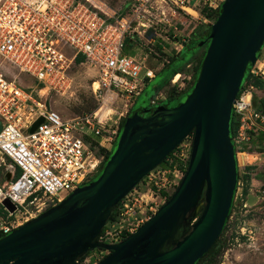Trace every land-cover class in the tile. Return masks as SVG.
<instances>
[{
    "label": "built area",
    "instance_id": "obj_1",
    "mask_svg": "<svg viewBox=\"0 0 264 264\" xmlns=\"http://www.w3.org/2000/svg\"><path fill=\"white\" fill-rule=\"evenodd\" d=\"M168 1L178 9L171 11V17H182L187 7L196 4L195 0ZM200 1L202 9L218 10L224 0ZM156 2L132 0L121 13L102 0H0V59L41 86L38 91L31 87L25 92L16 77L7 76L8 67L0 64V159L9 161L10 174L0 185V238L57 205L98 173L118 136L117 126L114 130L107 126L111 120L108 115L128 113L155 76L142 62L125 54L124 48L126 40L140 37L138 28H151L152 20L161 22L157 12L152 13ZM159 15L162 18L165 12L160 10ZM78 57L82 61L77 62ZM76 63L96 70L98 80L92 84V92L103 91L104 95L91 114L65 120L45 103L36 102L33 94L43 88L56 92L68 86L69 72ZM256 64L250 71L254 75L260 72ZM181 75L170 80L171 87L182 89L184 79L191 78ZM107 97L113 98L111 104ZM117 98H123V109H112ZM232 112L239 119L232 141L241 170L253 134L264 132V115L253 109L248 87L237 95ZM191 146L190 134L121 200L116 218L106 223L97 242L119 243L151 218L177 188L187 169ZM4 200L13 211L2 204ZM108 254V250L97 248L78 262L97 264Z\"/></svg>",
    "mask_w": 264,
    "mask_h": 264
},
{
    "label": "water",
    "instance_id": "obj_2",
    "mask_svg": "<svg viewBox=\"0 0 264 264\" xmlns=\"http://www.w3.org/2000/svg\"><path fill=\"white\" fill-rule=\"evenodd\" d=\"M210 30L186 99L173 108L150 99L143 110H152L149 116L126 117L99 176L1 237L0 264H80L97 248L109 251L97 264H195L212 246L235 194L230 118L246 67L256 64L264 42V0H224ZM190 134L187 169L166 202L121 242H97L121 200ZM2 204L13 211L8 200Z\"/></svg>",
    "mask_w": 264,
    "mask_h": 264
},
{
    "label": "rangeland",
    "instance_id": "obj_3",
    "mask_svg": "<svg viewBox=\"0 0 264 264\" xmlns=\"http://www.w3.org/2000/svg\"><path fill=\"white\" fill-rule=\"evenodd\" d=\"M102 1L108 3L114 10H117L121 13H124L127 10L129 4L132 3V0ZM195 1V7L192 5L190 6L191 10L193 11H189V14L182 16V18L176 16L171 17V11L173 9L178 11V9H176V7H174L170 1L164 0L161 2L160 0H157L156 4L153 3L152 5V13L153 11H156L157 20H161V22L156 23V20H152L151 28H138L137 30L140 31V37L136 36V38L132 40L131 44L125 45L124 51L129 55H139L141 52L145 53L146 57L143 61H141L142 65L145 69L148 68L154 73L156 72V77L145 84L143 91L140 93V96L135 101V105L133 107V110H139V115L142 117H147L150 115L152 110L149 112H143V110L146 109L150 104V99L156 96L155 93H157L159 87H161V81L164 80L171 68V66H166L163 68L164 64L166 63V56L171 54L174 55L173 52L181 50L182 45L186 44L181 40L184 39L187 42V40L191 37V32L194 31L195 27L201 24L209 25V23L212 22V19L203 17L199 12V10L202 9V1ZM197 1L199 2L198 5ZM160 10L165 12V16L162 18H160L159 15ZM203 28L205 29L206 27ZM153 37H155L154 41L151 39ZM157 44L160 45L158 47H160L162 53L160 50L158 51V47L156 46ZM199 44L200 41L193 44V48L186 50L182 57L174 61L173 66H180L186 60H191L193 53L199 49ZM133 47H140V49L136 50ZM201 54L202 49L197 52L195 59L185 66L183 73L179 74L189 78V76L194 73L196 63ZM258 61L256 65L262 70L264 67V49L262 50ZM0 64L2 66L8 67L7 70H5L7 76L16 77V79L19 80L18 82L20 83V86L23 87L25 92H28V88L31 87L35 91H38V89L41 88V86L35 84V81L30 76L19 73L11 66L9 67L8 64L3 62L1 59ZM69 76L71 78V82L68 86L58 88L56 92L49 90L48 88H43L40 92L33 94V98L36 100V102L45 103L47 108H51L58 112V114L65 120L91 114L101 105V98L104 95L103 91H101L99 94L96 92L95 95L92 92V84L98 80L97 72L92 67L88 65H78V63H76V65L71 68ZM184 80L186 82V79ZM183 82L182 86L180 87L182 89H184L186 85V83L183 84ZM171 86V83H169V85L165 86L160 91V96H158L159 98L156 99L157 105L160 104L167 108H173L177 106L178 103L183 102L190 93V91H187L183 94H180L174 100L165 101L166 93L171 88ZM247 87L248 85H245V88ZM106 99L108 103L111 104L110 99L113 98L107 97ZM121 100H123V98H117L116 102H114L112 105V109H115L116 106L123 109L122 105L125 103ZM153 101L155 104V100ZM122 109L117 110L118 112H122ZM127 114L128 113L120 116L119 114L111 113L108 115V117L111 118V120L107 122V126L110 127V130H114L115 126L119 128L121 120L127 117ZM116 145L117 140L112 146L110 156L115 150ZM251 147L252 146H250L249 150H251ZM8 165L9 161L6 158L0 159V185L8 181L10 178H8V176H10L8 172ZM104 166L105 163L103 164L102 169ZM102 169L93 180L99 176ZM241 170L239 173L240 176H242ZM243 190L244 184L241 180H239L235 192L231 216L227 222L226 230L222 237V240L225 243V248L219 257L217 264H264V194L261 193L260 195L263 197L262 201H260V206H249L245 202ZM194 218L191 219L188 226L192 225Z\"/></svg>",
    "mask_w": 264,
    "mask_h": 264
},
{
    "label": "trees",
    "instance_id": "obj_4",
    "mask_svg": "<svg viewBox=\"0 0 264 264\" xmlns=\"http://www.w3.org/2000/svg\"><path fill=\"white\" fill-rule=\"evenodd\" d=\"M200 13H201V15L203 17H206L207 19H212V21L214 22L216 20V18L218 17L219 13H220V7H219L218 10H209V9H207L205 7V8L200 10ZM203 27H206V28L204 29ZM210 31H211L210 30V25L201 24V25L195 27L194 31L191 33V37L188 39V42L186 44H184L183 48L181 50L177 51V52L176 51L173 52L174 55L171 54L169 56H166L167 59H166V63L164 64L163 68L166 67V66L167 67L171 66V68H170L167 76L164 78V80L161 81L162 82L161 83V87H159L158 92H160L165 86L169 85L170 80L176 74L183 73V70H184L185 66L187 64H189L193 59H195V56H196L197 52L200 49H202V54L200 55V58H198V61L196 63L195 69H194V73H192L190 80L186 81L185 88L180 90V89H178L176 87H171L166 93L165 101L174 100L180 94H183L184 92H187V91L191 92L193 90V88L195 86V83L197 81V77H198L199 70H200V67H201V64H202V60H203L204 55H205V51H206V49H207V47L209 45V42H210V39H209ZM199 41H200L199 49L193 53V57H192L191 60H186L180 66H173L174 61H176V60H178V58L182 57V55L184 54V52L186 50L193 48V44H195L196 42H199ZM131 43L132 42L128 39V40H126L125 45L126 44H131ZM158 44L156 45L157 47L160 46ZM263 48H264V42H263L262 48L260 50H258V52H257V55H256L257 60H259ZM157 49H158V51L160 50V52L162 53L160 47H158ZM76 61L80 62V61H82V58L78 57L76 59ZM251 67L252 66L250 64H248L247 67H246V70H245V73H244L243 82L240 85V89H239L238 94L245 88V85H249V84L255 86L257 89H264V79H262L260 76L252 74L250 72L251 71ZM155 77H156V72H155L154 78ZM157 93H155V94H157ZM181 103H178L177 106L180 105ZM252 106H253V109L256 112L264 115V98H258L255 95L254 92L252 94ZM133 107H134V102H133L131 108L128 111L127 117L130 116L135 111L139 112L138 109L137 110L136 109L133 110L134 109ZM125 119H126V117L123 118L121 120V122H120V126H119V129H118V135H119V133H120L122 127H123ZM238 127H239V119L232 112L231 118H230V126H229V128H230V137L231 138H233L235 136V134L237 133ZM255 134H253V135H255ZM257 134L258 135L255 136L256 138H258L259 140L264 139V133L263 132L258 131ZM110 154H111V151L110 152H106V154L104 156V161H103L99 171L102 169L103 164L106 163V161L109 159ZM99 171H98V173H99ZM239 173H240V169L237 166L235 192H236V188L238 186V181L241 180L242 183L244 184L243 195H245L246 194L247 184L249 182V176L247 174H244V175L240 176ZM16 174L18 175V171L16 172ZM95 176L92 178V180L95 178ZM169 197L170 196H167L166 200ZM234 197H235V194H234ZM234 197H233V201H234ZM166 200H165V202H166ZM233 201H232V204H231V207H230V210H229L228 217H227V219L225 221L224 227H223L220 235L218 236L216 241L212 244V246L195 262V264H217L218 263V259L221 256V254H222V252H223V250L225 248V243L222 240V237H223V234H224V232L226 230L227 222H228V220H229V218L231 216V212H232V208H233ZM116 215H117V210L115 209L111 213L108 221L110 222V221L114 220L116 218ZM88 253L89 252H87L86 254H88ZM81 260H82V258L79 259V262H81Z\"/></svg>",
    "mask_w": 264,
    "mask_h": 264
},
{
    "label": "crops",
    "instance_id": "obj_5",
    "mask_svg": "<svg viewBox=\"0 0 264 264\" xmlns=\"http://www.w3.org/2000/svg\"><path fill=\"white\" fill-rule=\"evenodd\" d=\"M189 11H193V10H191L190 7H187L185 9V13L182 12L181 15L186 16L189 14ZM181 41L184 43L188 42V40L186 42V40H184V39H182ZM183 46L184 45H182V48H183ZM133 48H135L136 50L140 49V47H133ZM125 54H127V53H125ZM127 55H129V54H127ZM129 56H133L136 60H138L140 62L143 61L144 58L146 57L145 53H142V52L139 55H129ZM257 76H260L262 79H264V67L262 70L260 69V72L257 73ZM248 88H250L252 90V92H254L258 98H264V89H257L255 86H253L251 84L248 85ZM159 93H161V92H158L156 94V96L153 95L156 98L154 97L151 99L159 98L158 97V96H160ZM137 98L135 99V101L137 100ZM135 101H134V105H135ZM262 125L264 126V122ZM256 135H258V134H256ZM256 135H253V139L251 141V146L253 148L251 147L250 153L247 156L243 155V158L245 160V166L241 170L242 175L247 174L249 176V182L247 184L248 187L246 188V194H245V202L249 206H260V204H261L260 201H262V199H263V197L260 195H261V193L264 194V192H263V190H264V139L259 140L258 138L255 137Z\"/></svg>",
    "mask_w": 264,
    "mask_h": 264
},
{
    "label": "bare ground",
    "instance_id": "obj_6",
    "mask_svg": "<svg viewBox=\"0 0 264 264\" xmlns=\"http://www.w3.org/2000/svg\"><path fill=\"white\" fill-rule=\"evenodd\" d=\"M179 74H176V76L174 77V80H177L178 79V76ZM95 87H97V83L94 84Z\"/></svg>",
    "mask_w": 264,
    "mask_h": 264
},
{
    "label": "clouds",
    "instance_id": "obj_7",
    "mask_svg": "<svg viewBox=\"0 0 264 264\" xmlns=\"http://www.w3.org/2000/svg\"><path fill=\"white\" fill-rule=\"evenodd\" d=\"M258 61V60H257Z\"/></svg>",
    "mask_w": 264,
    "mask_h": 264
},
{
    "label": "flooded vegetation",
    "instance_id": "obj_8",
    "mask_svg": "<svg viewBox=\"0 0 264 264\" xmlns=\"http://www.w3.org/2000/svg\"><path fill=\"white\" fill-rule=\"evenodd\" d=\"M151 110V109H150Z\"/></svg>",
    "mask_w": 264,
    "mask_h": 264
}]
</instances>
